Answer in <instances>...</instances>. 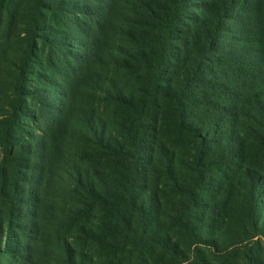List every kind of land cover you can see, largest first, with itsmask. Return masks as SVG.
I'll list each match as a JSON object with an SVG mask.
<instances>
[{"label":"trees","instance_id":"1","mask_svg":"<svg viewBox=\"0 0 264 264\" xmlns=\"http://www.w3.org/2000/svg\"><path fill=\"white\" fill-rule=\"evenodd\" d=\"M140 1L149 23L127 21L134 30L122 31L137 47L121 60L135 84L117 95L128 116L117 122L118 134L97 124L94 107L72 114L89 132L103 133L97 141L74 133L79 160L99 158L114 173L96 177L104 183L97 187L84 183L89 172L80 168V194L73 198L88 213L98 207L107 213L98 237L107 251L103 264H210L198 254L203 248L225 250L223 257L231 252L240 258L236 264H264L261 247H219L225 208L204 198L219 181L214 168L252 165L249 136L264 153V0H204L193 16L188 0ZM86 10L94 14V6ZM80 77L71 85L86 92L90 84ZM71 109L69 103L66 113ZM84 143L96 146L97 156ZM250 229L264 235V224L252 222ZM246 230L234 234L237 246L248 240ZM66 254L64 264H99L71 249Z\"/></svg>","mask_w":264,"mask_h":264},{"label":"rangeland","instance_id":"2","mask_svg":"<svg viewBox=\"0 0 264 264\" xmlns=\"http://www.w3.org/2000/svg\"><path fill=\"white\" fill-rule=\"evenodd\" d=\"M139 1L0 0V264H64L66 249L82 253L85 263L105 261L106 247L98 237L107 213L100 207L88 213L73 198L80 194V168L89 172L84 183L93 180L97 187L104 183L96 177L114 173L99 158L90 164L79 160L82 150L74 133L94 141L103 133L89 132L72 114L94 107L100 111L97 124L105 122L113 136L118 134L117 122L128 116L117 95L124 89L129 94L135 84L121 60L137 47L122 31L134 30L127 21L149 23V11ZM203 1L188 0L189 16L200 13ZM91 5L94 14L87 15ZM234 21L229 22L231 37ZM76 74L90 84L86 92L71 85ZM252 140L249 136L246 144L252 165L214 168L212 176L219 181L204 198L225 208L219 247H261L264 259V235L250 229L252 222L264 224V153H257ZM94 145L81 144L97 156ZM244 226L248 240L237 246L234 234L245 232ZM203 251L198 254L210 264L240 259L231 252L223 257L225 250L216 248Z\"/></svg>","mask_w":264,"mask_h":264}]
</instances>
